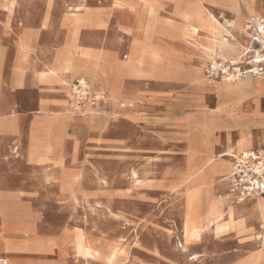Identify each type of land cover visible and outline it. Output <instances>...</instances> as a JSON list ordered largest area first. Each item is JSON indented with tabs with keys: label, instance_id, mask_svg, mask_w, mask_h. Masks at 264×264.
Returning <instances> with one entry per match:
<instances>
[{
	"label": "rangeland",
	"instance_id": "rangeland-1",
	"mask_svg": "<svg viewBox=\"0 0 264 264\" xmlns=\"http://www.w3.org/2000/svg\"><path fill=\"white\" fill-rule=\"evenodd\" d=\"M222 1L207 0L205 6L226 27L224 18L231 20L236 13L224 6ZM81 3L91 8L111 9L113 13L112 25L107 31L110 43H115L112 48H84L78 43H68L66 52L61 53L70 71L66 77V90L69 91L62 85L65 102L69 106L66 95L71 93L73 85L70 84V76L92 80L99 86L98 92L106 96L105 100L93 106L97 109L94 115H85V111H81L85 110L83 105H78L79 111L74 109L68 113L69 118L76 116L75 130L82 141L73 161L74 167L85 168L84 183H96L100 197L95 202L83 200L73 186H57L49 177L52 184L49 182L41 192H32L42 203L33 205L39 210L38 217L45 220L50 233L84 230L95 238H103L105 242L125 248L127 254L112 264H245L250 256L258 257L264 238H256L261 231V222L257 217L247 219V230L244 232L234 231L227 236L217 235L209 228L200 241L190 243L187 253H182L184 200L187 186L191 183L189 177L196 175L192 171L207 157L209 141L223 139L230 132L224 134L219 130L216 134L217 130L212 129L218 120L221 102L213 81L227 74L220 68L214 73L201 52L189 47L188 43H193V40L181 35L178 28L180 20L172 14V0H165V9L156 19L146 20V34L149 40L154 39L170 48H167L170 51L169 54L167 51L165 61L173 67L169 71L164 67L167 74L149 77L158 80L122 75L116 80L118 87L114 92L109 69L114 65L116 50L117 59L122 61L127 56L128 43L133 42L116 31L125 15L114 8L113 0H0V66L5 74L4 81L12 66L15 43L24 26L40 30L45 14H49L50 27L42 34L40 32L38 42L53 43L62 19L70 13L69 8ZM243 7H248V1L238 0V12ZM161 18L166 20L163 22ZM248 25L253 28L255 24L251 21ZM198 39L200 43H207L205 36ZM241 41L245 46L258 49L259 54H249L242 64L226 63L228 72L233 75L240 73L241 79L250 75L264 79V47L248 44L242 35ZM259 55L263 59L257 60ZM260 60V64L255 63ZM151 66L149 64L148 68L151 69ZM239 69L242 73L250 70L249 73H253L241 77ZM235 83L241 82L237 80ZM16 99L22 104L19 112L30 116L37 114L32 111L36 108V98L32 94L19 92ZM105 103V108L101 110ZM259 106L264 116V99ZM96 117L95 127H89L88 119L93 121ZM58 126L60 130L55 132ZM45 127L55 137L66 135L65 125L54 119L47 121ZM234 140H237V135ZM224 141L211 152L214 162L220 161V156L225 154ZM255 142L253 149H244L237 154L240 159L243 152L259 153L260 161L264 160V140L255 138ZM233 154L236 153L233 151ZM236 159L230 160L231 179L223 181V177L216 176L208 187L213 189L215 196L237 202L246 200L253 207L257 201L254 203L252 199L255 196L257 199L264 198V194H243V186H240V179L235 174ZM49 160L44 157L40 162ZM260 161L249 160L244 165L252 168L262 163ZM1 168L6 167L1 165ZM9 172L12 174L5 177L15 186H30L34 181L33 174L19 165ZM15 230L28 234L29 240L35 234L33 229L20 225ZM61 244L36 243L22 248L50 251L54 247L61 249Z\"/></svg>",
	"mask_w": 264,
	"mask_h": 264
},
{
	"label": "crops",
	"instance_id": "crops-1",
	"mask_svg": "<svg viewBox=\"0 0 264 264\" xmlns=\"http://www.w3.org/2000/svg\"><path fill=\"white\" fill-rule=\"evenodd\" d=\"M247 1L248 7L240 8L238 13L239 22L249 24L255 16L264 18V0ZM94 9L93 14L104 18L107 25L104 27H80L76 40L74 38L75 28L67 25L65 17L62 19L61 28L55 35L53 43L38 42L40 32L42 34L50 27L49 14L46 13L42 20L41 31L25 25L17 43H15V55L5 81V74L1 72L0 66V264H73V252L69 250L70 245L65 248L61 244V249L54 247L50 251L22 248L34 246L36 243L59 244L61 235L65 233V231L61 233L48 231V224L42 217H38L39 210L33 207V205H42V203L37 201L36 195L32 192L43 191L52 181L57 186H73V190L78 191L83 200L95 202L100 197L97 194L96 183H84L86 181L83 180L85 168L74 167L73 161L81 149L82 141L75 130V125L78 122L76 116L69 118L67 113L68 105L65 103L63 88L59 83L39 80L34 73L41 71L42 62L53 59L57 53L64 54L66 43H78L79 47L84 48H112L107 31L112 25L113 13L111 9ZM118 28L119 24L116 28L117 32ZM147 37V34L142 35L143 42L144 39H147L144 45L157 51L162 57L168 58L166 54L167 51L169 54L170 50H167L169 47L164 43H157L154 39L149 40ZM125 38L132 40L129 35ZM23 43H25V47L22 45ZM1 58L0 50V62ZM17 78L21 80L20 84L16 83ZM138 78L151 79L148 77ZM69 81L70 84L75 83L79 81V76H70ZM253 83V88H258L255 84L256 81ZM19 92L32 94L36 98V108L32 111L37 114L30 116L19 112L20 106H22L21 102L16 99V94ZM247 93L234 106L222 108L220 104L222 113H218V120L215 121L212 129L214 127V130H217H215L216 134L219 130L224 134L225 132L231 134H226L223 137L225 141L222 138L218 141L217 138L211 139L209 141L210 152H214L224 141L226 143L225 153L232 150V154L233 151L238 154L243 137L250 142V146L246 150L254 148L255 138H260V141L264 140V116L259 106L264 99V92L258 95L256 90H250ZM106 104L101 106V110L105 108ZM51 119L65 125L66 135L55 137L50 134L45 123ZM96 120L97 117L93 121L88 119L90 122L88 126L95 127ZM227 124L229 125L226 126ZM235 135H237V140H234ZM44 157L51 160L40 162V159ZM1 165L6 168H1ZM15 165L24 167L26 171L33 174L34 181L30 186H15L5 177L12 174L9 171ZM49 177H52L51 181L48 180ZM21 192L26 194L20 195ZM24 214L25 216H23ZM17 215H21V217ZM17 225L31 228L35 234L29 240L28 234L15 230Z\"/></svg>",
	"mask_w": 264,
	"mask_h": 264
},
{
	"label": "bare ground",
	"instance_id": "bare-ground-1",
	"mask_svg": "<svg viewBox=\"0 0 264 264\" xmlns=\"http://www.w3.org/2000/svg\"><path fill=\"white\" fill-rule=\"evenodd\" d=\"M172 1L174 2L172 14L180 20L181 26L178 28L181 31V35L184 38L193 40V43H188L189 47L201 52L202 58L210 62L214 73L220 68L224 70L225 75L227 74L222 79L213 81L221 97L220 104L222 108L238 104L240 99H243L250 90H256L257 94L261 95L264 92L263 78L250 75L246 80L241 79L239 77L240 73L238 75H233L228 72L226 63L234 65L242 64L244 57L249 54H259L258 49H254L253 46H245L242 43L241 35L242 39L248 42V44L253 45L254 43L260 46V48L264 47V19L259 16L253 17V23L255 24L253 28L248 24H241L238 21V0H223L222 4L236 13L235 17L231 20L224 18L225 27L218 18L209 12L208 8L205 6L207 0ZM164 4L165 0H113L114 8L121 10V13L124 12L123 14L125 15L123 20L120 21L121 24L120 22L118 23V33L124 38L129 35L133 40V43H129L127 46L128 53L124 60L120 61L117 59L116 50L114 65L109 69L112 76L113 92L116 91L118 87L116 80L122 75L128 74L132 77L149 78L155 77L159 73L167 74V70L169 71L171 67H173L170 62L167 63L165 58L157 51L144 45L147 39H144V42L142 41V35H146V32H148L146 20L148 18L156 19L157 15L164 11ZM94 10V8L87 7L83 3L69 8L70 13L65 16V20L68 26L75 28V40L78 38L80 27H104L107 25L104 18L93 14ZM171 24L172 23H170V25ZM244 35H246L247 38H243ZM202 36H205L207 43L199 42L198 38ZM112 44L114 45L115 43ZM67 45L68 43H66V46ZM23 46L25 47V43ZM261 58L263 59V56H257V60ZM261 61L262 60L255 61V63ZM149 64L152 65L151 69L148 68ZM164 67H166L167 70L164 69ZM69 72L67 63L61 57V53H57L53 59H47L45 62H42L40 72L36 71L34 73L39 80L59 83L61 87L63 85L66 90L68 85L66 77ZM254 73H256V71ZM237 80H240L241 83L236 84L235 82ZM86 81L91 83L90 95L98 92V85L94 84L92 80ZM253 81H256L255 84H257L258 88H253ZM16 83L20 84L21 80L17 78ZM66 98L70 104L69 106L65 102L68 105L67 113L73 112L74 109L79 111L80 108L75 103L72 92L67 93ZM105 98L106 96L103 93L98 92L96 96L87 98L82 103L85 110L81 111H85V115H94V113H97V109L93 106H95L96 102L101 103ZM221 111H219V113ZM246 123L248 124V122ZM228 125L229 124L226 126ZM59 130L58 126L54 131L58 132ZM249 146V140L243 137L238 148V154ZM210 151V148H208L207 157L202 159V163L196 166V169L192 171V174L196 173V175H190L189 179L191 183L187 186V189L184 187L186 191L184 200V244H182V253H187V247L190 243L200 241L203 234L206 233L209 228L217 235L224 234L227 236L234 231L244 232L247 230V219L254 217L259 218L261 222V231L256 234V238H264V198L257 199L255 196L252 201H254V203L257 201V203L252 207L246 200L237 202L234 199L228 200L215 196L213 189L208 187L211 182H213L212 179L216 176L223 177V181H229L233 176L230 160L236 157L240 159L239 156L229 152L222 154L220 156V161L214 162ZM243 154H245L246 157L248 156V153L242 152V155ZM54 164L56 165V163ZM197 173H199V175H197ZM192 176L194 177L192 178ZM19 194L25 195L26 193L21 192ZM18 206L20 207L21 205ZM17 216L21 217V215ZM23 216H25V214ZM60 241L65 246L70 245L69 250L73 252V264H112L117 258L127 254V250L120 245L105 242L103 238H95L91 233L84 230H77L75 232L65 231V233L61 235ZM195 258L196 257H192V259ZM248 259V262L245 264H264V244L260 252H258V257L252 255Z\"/></svg>",
	"mask_w": 264,
	"mask_h": 264
},
{
	"label": "built area",
	"instance_id": "built-area-1",
	"mask_svg": "<svg viewBox=\"0 0 264 264\" xmlns=\"http://www.w3.org/2000/svg\"><path fill=\"white\" fill-rule=\"evenodd\" d=\"M262 62V61H261ZM258 62L257 64H260ZM241 72V69H239ZM251 71V70H250ZM250 71H246V73L241 72V77L247 76L251 73ZM246 74V75H245ZM91 91V83L85 80H79L71 85V92L74 97V101L77 105H82V103L88 98ZM249 160L252 161H260L261 157L259 153H248L246 157L245 154L242 155L241 159H236L237 165L236 175L240 179V183L243 186V194L250 195L251 193L264 194V160L260 161L259 165H254L252 168L245 167V162Z\"/></svg>",
	"mask_w": 264,
	"mask_h": 264
}]
</instances>
